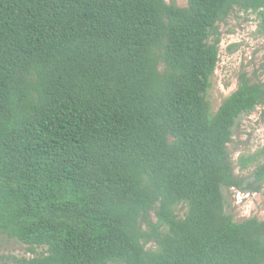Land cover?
Here are the masks:
<instances>
[{"label":"trees","instance_id":"obj_1","mask_svg":"<svg viewBox=\"0 0 264 264\" xmlns=\"http://www.w3.org/2000/svg\"><path fill=\"white\" fill-rule=\"evenodd\" d=\"M235 9L264 32V0H0V235L22 264H264V220L223 193L264 83L207 100Z\"/></svg>","mask_w":264,"mask_h":264},{"label":"rangeland","instance_id":"obj_2","mask_svg":"<svg viewBox=\"0 0 264 264\" xmlns=\"http://www.w3.org/2000/svg\"><path fill=\"white\" fill-rule=\"evenodd\" d=\"M179 7H186L188 0H166ZM256 14L235 9L226 19L218 23L220 38L219 62L212 77V86L207 100L211 113H216L222 102L238 87L240 76L245 74L253 83H264V32ZM264 105L243 115L237 122L232 142L228 145L230 160L235 175L243 180L245 189H223L225 211L236 222L249 218L264 220V184L253 191V173L264 165ZM256 159L247 169L240 164L242 157ZM185 209L180 211L183 215ZM43 250L39 249L38 252ZM0 256L3 264H22L33 255L27 246L0 235Z\"/></svg>","mask_w":264,"mask_h":264}]
</instances>
